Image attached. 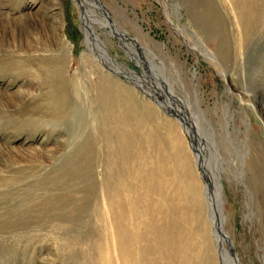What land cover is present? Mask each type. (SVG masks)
<instances>
[{"label": "rangeland", "instance_id": "374dc122", "mask_svg": "<svg viewBox=\"0 0 264 264\" xmlns=\"http://www.w3.org/2000/svg\"><path fill=\"white\" fill-rule=\"evenodd\" d=\"M101 1L139 50L159 65L168 52L173 72L165 71L199 94L211 125L202 132L225 168V246L238 264H264V29L230 37L231 0ZM80 17L74 0H0V264H140L149 232L142 212L161 201V188L168 194L181 183L176 147L187 137L135 85L93 61ZM103 40L116 60L143 72L115 37ZM189 229H180L194 239H184L175 264H200Z\"/></svg>", "mask_w": 264, "mask_h": 264}, {"label": "bare ground", "instance_id": "6f19581e", "mask_svg": "<svg viewBox=\"0 0 264 264\" xmlns=\"http://www.w3.org/2000/svg\"><path fill=\"white\" fill-rule=\"evenodd\" d=\"M74 1L80 10V18L82 21V30L85 36V44L93 56V61L96 62V64H99L103 70L105 69L115 76L123 77L129 84L135 85L137 87L136 89L139 90V93L143 95V97L148 98L149 102H152L155 105L154 110L162 111L165 116H171L173 120L177 122L178 127L188 140V144L185 143L184 146L178 145V147H176L179 151L177 157L179 159V164L176 168V173L181 179V183H179L180 185L174 184L173 187H169L171 189L168 194L165 193L166 191L161 188L160 192L163 195V197H161V201L154 208H148V206V209L145 211L143 210L144 212H142V216L144 217L143 226L145 225V229H147L149 232L148 236L144 240L145 251L143 250V256L140 258V264H175L176 251L180 248L179 246H182L184 239L187 240L188 237V240L192 237L194 239L192 233H190L191 235H183V233L180 231L181 228H190L189 230L194 232L193 234L197 239V243L195 242L197 244H195V251L199 250L201 253L200 260H198L200 261V264H238L237 259L233 258L235 255L233 256V253L230 252L228 248H226L224 242V215L221 208L222 203L220 194L223 190L221 176L225 173V168L223 167V160L219 150L216 147V142L214 141L213 137H209L208 139L204 137L202 132L206 127L210 128L211 125L209 122H207L205 112L200 107L201 104L198 97L199 94L195 93V95H192V97L190 95L191 92L189 93L185 90L184 84L181 81L182 79H176L175 82L173 75L168 74L165 71L170 69L173 72V60L171 59L172 57H170L168 52H166V57L164 59L165 61H161V65H159L155 56L148 54L145 55V52L139 50V48L135 46L136 44L131 40L130 36L126 34L125 31H122L118 23L115 22V20H113V18L107 13L103 1ZM231 2L233 4L234 14H227V17L230 16V18L228 17V22H230L229 24L232 28V34L230 37L241 42L243 41V38L245 39V37L247 38L249 34H252L255 28L261 26L260 28L264 29V0H231ZM213 13L215 14L213 18H215L216 22L219 21V16H217L218 12L215 10ZM171 24L174 27V30L178 31L179 27L172 21ZM226 29V27L223 29L225 33V39L222 42L223 45L221 48V54L224 56V58L229 56L228 48L230 46V40ZM103 33H106V35L111 37H115L118 40L119 47L123 48L127 52L128 56L135 60L139 66L143 68V72H137L128 65L116 60L117 58L109 52L108 47L105 45ZM197 44L201 47V52H203V54H205L209 59L213 61L217 59L216 56H214V54H212L207 49L206 45L199 37H197ZM145 50L148 51L149 49L145 47ZM100 86V90L104 93H107L109 85L105 77L103 79V83H101ZM182 101L186 107L180 104ZM151 107L153 106L151 105ZM148 109L150 110V108ZM225 113L226 115H231L230 106L227 107ZM134 114L132 116H134ZM137 117L139 119L140 116ZM137 117L135 116V118ZM189 117L193 120H189ZM130 118L131 117H129V119ZM131 119L134 118L132 117ZM199 120L201 121L199 122ZM151 124L152 122H150V125ZM212 136H214L213 133ZM189 148L191 149L194 156L193 159L189 158V151L187 152V149L189 150ZM151 156L152 155H150V157ZM149 167L150 166H148V168ZM140 175L141 173L139 176ZM150 175L152 176L151 172ZM135 178H137V176ZM128 182L131 181L128 180ZM127 184H125V186L128 187ZM141 184L143 183L141 182ZM158 189L156 187V191ZM120 190H122V188ZM149 190L150 188H148V191ZM150 196H152V194ZM112 206L113 208H116L115 211L117 212L118 210H123V207L120 206L119 202L116 206V201H114ZM126 206L128 207V205ZM125 210L127 211V209ZM149 226L151 227V231L148 229ZM127 229L129 230V228ZM141 233L143 234V231ZM128 234L129 231H127V235Z\"/></svg>", "mask_w": 264, "mask_h": 264}, {"label": "water", "instance_id": "95a60500", "mask_svg": "<svg viewBox=\"0 0 264 264\" xmlns=\"http://www.w3.org/2000/svg\"><path fill=\"white\" fill-rule=\"evenodd\" d=\"M233 252H234V254H235V257H233V258L237 259V261H238V258H237V257H238V255H237V252L235 251V249H234V251H233ZM234 254H233V256H234Z\"/></svg>", "mask_w": 264, "mask_h": 264}]
</instances>
